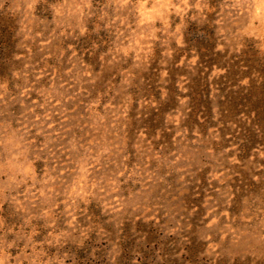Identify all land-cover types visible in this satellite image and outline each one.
<instances>
[{"label":"rangeland","instance_id":"1","mask_svg":"<svg viewBox=\"0 0 264 264\" xmlns=\"http://www.w3.org/2000/svg\"><path fill=\"white\" fill-rule=\"evenodd\" d=\"M264 0H0V264H264Z\"/></svg>","mask_w":264,"mask_h":264},{"label":"trees","instance_id":"2","mask_svg":"<svg viewBox=\"0 0 264 264\" xmlns=\"http://www.w3.org/2000/svg\"><path fill=\"white\" fill-rule=\"evenodd\" d=\"M259 88H261V90H262V92H263V88H264V86L262 85V86H260Z\"/></svg>","mask_w":264,"mask_h":264}]
</instances>
